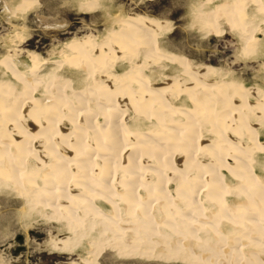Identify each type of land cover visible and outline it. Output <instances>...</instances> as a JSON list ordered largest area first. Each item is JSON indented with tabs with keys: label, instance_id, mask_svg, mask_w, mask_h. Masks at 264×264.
Wrapping results in <instances>:
<instances>
[{
	"label": "bare ground",
	"instance_id": "6f19581e",
	"mask_svg": "<svg viewBox=\"0 0 264 264\" xmlns=\"http://www.w3.org/2000/svg\"><path fill=\"white\" fill-rule=\"evenodd\" d=\"M249 4L264 26V0H197L190 17L205 34L232 26L253 54L264 28L249 26ZM108 16L105 36L65 42L54 68L31 50L25 63L0 55V188L25 199L22 219L66 222L50 244L82 246L86 264L105 244L167 262L264 264V89L168 51L169 21Z\"/></svg>",
	"mask_w": 264,
	"mask_h": 264
},
{
	"label": "rangeland",
	"instance_id": "374dc122",
	"mask_svg": "<svg viewBox=\"0 0 264 264\" xmlns=\"http://www.w3.org/2000/svg\"><path fill=\"white\" fill-rule=\"evenodd\" d=\"M194 1L197 0H96L97 7L86 10L83 0H38L36 7L23 14L16 11L20 0H0V55L16 51L19 60L25 63L26 51L31 50L45 60L57 61L59 47L65 42L88 34L105 36L115 24L108 14H140L169 21L171 26L162 39L165 43L161 40L163 46L171 53L186 57L192 66H210L220 75L226 74L247 88L257 86L264 89V32L256 33L261 39L256 52H244V41L232 26L225 24L222 34L213 35L205 34L199 23H192L190 7ZM247 9L249 16L254 17L253 20L248 17L249 26L264 28L254 6L249 4ZM17 34L22 37L18 39ZM51 63L48 69L55 67L54 62ZM164 63L165 71L171 74V63ZM124 66L122 63L117 71ZM60 72L74 82L81 79L77 69L63 66L59 68ZM3 75L0 66V78ZM171 101L180 103L179 97ZM24 201L14 191L0 188V264H86L84 258L88 255L82 246L64 254L50 244L58 232L63 233L62 236L69 235L68 224L41 217L22 219L20 209ZM105 246L93 264H187L178 260L167 262L164 259H144L139 255H122L118 249L108 244Z\"/></svg>",
	"mask_w": 264,
	"mask_h": 264
}]
</instances>
